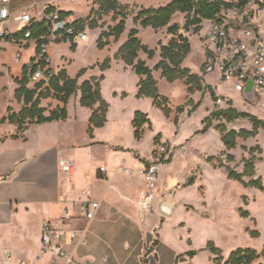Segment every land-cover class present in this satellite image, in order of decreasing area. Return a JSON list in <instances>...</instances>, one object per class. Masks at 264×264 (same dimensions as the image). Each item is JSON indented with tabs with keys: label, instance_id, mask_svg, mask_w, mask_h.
I'll use <instances>...</instances> for the list:
<instances>
[{
	"label": "crops",
	"instance_id": "obj_1",
	"mask_svg": "<svg viewBox=\"0 0 264 264\" xmlns=\"http://www.w3.org/2000/svg\"><path fill=\"white\" fill-rule=\"evenodd\" d=\"M95 1L10 0L9 6L12 14L22 11L41 14L46 5H51L56 11L69 13L64 19L74 21L88 13L89 3L96 6ZM119 1L140 7H156L161 2ZM14 25L18 28L16 31L21 30L20 23L13 22L12 27ZM5 26L6 23H0V31ZM132 27L139 29V37L145 44L142 34L157 31L134 22L129 26L127 22L120 39L114 40L119 44L118 48L128 39ZM24 41L34 42L31 39ZM23 46L19 47L14 41L0 40V47L4 48L0 52L1 77L21 76L28 65L22 60ZM19 51L20 59L16 60ZM139 57L151 66L150 61L156 55L151 59L140 51ZM122 63L124 69H132ZM51 64L56 70L60 65ZM15 65L21 68L14 73ZM61 68L67 69L66 65ZM103 81L102 95L106 99ZM137 91L138 87L132 93L136 96L135 105L130 108L123 105L130 94L126 92L124 96L125 91H115L117 97L123 98L122 105L114 107L108 102L107 121L103 126L96 127L92 134L88 132L92 109L80 104V92L75 94L78 95V104L74 109L69 107L74 95L70 98L68 117L64 120L33 123L19 130L16 124L0 119V264L34 262L41 246L42 226L47 219H62L54 241L74 258L69 264H177L190 247H177L169 241V236L206 235L188 220L191 217L203 222V216L196 215L187 205H202L208 201L206 194L204 196L199 192L200 186L196 183L203 181L202 177L209 167L201 170L204 173L193 184L186 185L187 179L191 175L195 178L197 173L195 170L199 161L193 152L195 145L185 136H179L183 125L177 131L169 122L172 112L162 117L164 112L159 108L162 114L157 113L153 99L139 98ZM145 103L148 108L141 105ZM137 110L157 115L162 125L157 126L149 116L151 123L144 125L143 136L137 139L133 125ZM157 135H160L159 143H166L171 148L186 144L188 150L167 159L161 169L153 208L144 210L140 206L144 195V178L140 170L152 161L155 146L159 144L155 142ZM195 143L201 147L205 145L202 139ZM66 156H70L75 165L71 182L59 168L60 160ZM101 167L105 171H101ZM124 167L133 172H125ZM195 191L199 194L198 200L192 198ZM87 200L100 203L92 219H88L83 210V202ZM74 229L81 232L79 243L73 242L70 237Z\"/></svg>",
	"mask_w": 264,
	"mask_h": 264
},
{
	"label": "rangeland",
	"instance_id": "obj_2",
	"mask_svg": "<svg viewBox=\"0 0 264 264\" xmlns=\"http://www.w3.org/2000/svg\"><path fill=\"white\" fill-rule=\"evenodd\" d=\"M153 0H148L152 2ZM157 1V0H155ZM161 1L157 6L168 3L170 0ZM239 1V0H227ZM68 6L72 4L66 3ZM88 13L80 17L87 29L88 39L79 44L70 45L65 42L52 43L49 54L52 57L53 65L60 70L62 66L67 67L72 76H76L81 68H86V72L79 78L80 82L88 77H99L103 72L101 64L107 57H112L110 68L104 71L106 78L103 81V93L108 102L114 107L121 104L123 98L115 95V91L122 90L130 94L127 100L123 102L125 107H132L135 97L134 90L138 87V74L132 69H124L121 60L115 59L114 54L118 50V45L114 38H103L102 45L98 46V37L102 31L108 30L110 26L120 21L122 16L116 20L113 13L104 14L97 10L98 6L89 3ZM130 15L127 17L128 25H132L133 16L140 9V6L130 5ZM84 11L80 9V11ZM81 11V12H82ZM33 15H37L32 11ZM186 14H177L172 20L180 27V32L189 38L191 51L183 62V66L189 67L192 73L200 76V81H194L188 84L186 79H178L173 82L168 81L162 76L161 70H155V76L159 86L160 93L170 99L172 107V123L179 129L183 125V131L179 134L195 145L193 149L196 154L195 159L199 161L195 172V180L200 178L206 166L203 181H197L199 192L207 196L208 201L202 205H187V208L193 210L196 215L203 216V222L196 218L189 217L188 220L206 235H170L169 241L176 244L179 248L190 247L195 254L185 252L177 264H226L232 251L239 247H251L258 251L259 257L251 264H264V189L245 184L238 178L228 176V166L238 172H244L246 165L253 164L254 175L244 176L246 181L252 178H260L264 186V130L260 128L255 135L249 137H238L236 146L228 149L222 141V129L230 130H253V124L250 118H237L227 120L222 116H217L215 112V101L218 96H225L231 100L233 105L239 111H245V99L242 93L236 91L231 83L223 81L216 73L207 74L204 71V49L203 33L201 30L195 31L192 27L189 31L184 28ZM207 21H203L202 29L207 26ZM93 26H96L93 29ZM20 27V26H19ZM204 28V29H205ZM16 31L15 25L12 27ZM168 32V27L161 28L154 32H144L142 34L145 42L156 50L155 59L150 61L152 67L160 60V47L167 44L172 38ZM38 44L36 42H25L21 49L22 60L27 64L31 63L32 58L37 54ZM4 48L0 47V52ZM121 61V62H120ZM20 66L15 65L14 73ZM21 68V67H20ZM0 75V119L5 120L11 111H19L23 105V100L19 101L15 97V90L18 87L16 78L9 79ZM23 77V73L19 78ZM201 85V89L197 85ZM33 87V84L29 85ZM192 89L189 90V87ZM137 94V93H136ZM78 104V95H74L69 103V107L74 109ZM58 100L54 97L43 99L41 106L48 110L54 108ZM143 108H148L147 103L141 104ZM178 107H182L179 110ZM157 113L162 111L155 106ZM214 110V112H213ZM255 111V109L250 108ZM254 115L252 112H249ZM159 115V114H158ZM157 126L162 125L157 115H149ZM166 117L162 114V117ZM264 120V113L259 115ZM165 119V118H162ZM163 124H166L165 122ZM197 126V128H196ZM173 128V127H172ZM196 128V129H194ZM206 128V131L203 129ZM175 131L173 132V135ZM204 142V147L195 143ZM231 156V157H230ZM199 157V158H198ZM192 198L198 200L197 191L192 193ZM247 212V213H246ZM257 233V235L255 234ZM181 240H180V239ZM205 244V245H203ZM198 248V249H196ZM189 250V251H190Z\"/></svg>",
	"mask_w": 264,
	"mask_h": 264
},
{
	"label": "trees",
	"instance_id": "obj_3",
	"mask_svg": "<svg viewBox=\"0 0 264 264\" xmlns=\"http://www.w3.org/2000/svg\"><path fill=\"white\" fill-rule=\"evenodd\" d=\"M249 0L239 1H227V0H170L168 3L160 6L140 7L139 11L134 14L133 22L135 25L142 27H152L159 30L164 27H168V32L172 34V38L167 44H162L160 47V60L151 67L145 60L139 57V52H145L149 58H154L156 50L150 48L147 44L143 43L139 37V29L132 27L129 31L128 39L122 43L118 50L115 52V59L122 60L127 66L140 76L138 81L137 97H151L156 107L160 108L165 115L169 116L172 107L170 106V99L166 95H162L159 90L157 79L154 75V70H161V74L168 81L173 82L178 79H186L188 84L194 83V81H200V76L192 73L189 67L183 66V62L187 55L191 51V44L189 38L180 32V27L177 23H171L174 16L177 14H186V22L184 28L189 31L192 27L195 31L202 29L203 21L215 20L218 18L224 7H229L235 4H245ZM261 2V0H256ZM97 10L101 13L108 14L113 13V18L116 20L119 16H122L120 21L113 26H110L108 30L102 31L98 37V46L103 47L102 39L113 37L118 41L121 35L125 32L127 17L130 15L129 4H123L119 0H96ZM56 11V9L48 5L45 12L49 13ZM62 19L66 14L63 11H57ZM76 26L84 29L85 26L82 20L79 18L72 21ZM96 26H93V29ZM30 31L31 36L26 37L25 34ZM47 33L46 19L41 21L32 22L29 26L23 27L21 30L9 36L12 41H20L31 39L38 44L37 53L39 51L40 44L44 41L43 36ZM74 45V44H71ZM112 57H107L101 64L102 74L92 76L88 79H84L80 82L79 78L86 72V68H81L75 77L71 76L66 68L57 70V73L51 79L49 83L45 82H30L27 77V66L23 69V77L16 78L18 87L15 90V97L21 101L24 105L19 111H11L4 119L10 123H14L18 126L19 130L24 129L29 124L44 123L54 120H64L68 117L67 105L70 98L80 92V104L92 109L91 116L89 118L88 132L93 133L96 127L103 126L107 121V113L109 110V103L102 95L101 83L105 79L104 71L111 67ZM204 67V66H203ZM33 84V87L29 85ZM197 88L201 89V85L198 84ZM192 86L189 87V90ZM54 97L58 100V104L52 108L47 109L45 106H41V101ZM182 110V107H178ZM217 116L227 118V120H234L240 117L250 118L253 124V130H230L222 129V141L228 149L236 146V140L238 137H249L256 134V132L262 128L264 130V120L260 119L256 115H252L246 111H239L235 107H228L215 112ZM151 123L148 113L137 110L133 119V125L135 128V137L137 139L142 138L144 133V125ZM206 131V128L203 129ZM160 135L155 137V142L159 143ZM231 157V156H230ZM228 176L230 178H238L245 184L254 185L264 189L262 180L260 178H252L249 181L244 179V176L252 177L254 175L253 164L248 163L244 172H238L232 167L228 166ZM195 178L191 175L186 182V185L193 184ZM247 213V212H246ZM257 235V233H255ZM190 254H195V251H189ZM259 257V253L256 249L251 247H239L232 251L226 264H251L255 259Z\"/></svg>",
	"mask_w": 264,
	"mask_h": 264
},
{
	"label": "built area",
	"instance_id": "obj_4",
	"mask_svg": "<svg viewBox=\"0 0 264 264\" xmlns=\"http://www.w3.org/2000/svg\"><path fill=\"white\" fill-rule=\"evenodd\" d=\"M9 3L10 0H0V23H6L5 28L0 31V40L13 42L9 39V36L16 32L12 29L13 22L20 23L23 28L32 22L46 19L47 33L43 36L44 41L40 44L38 53L27 65V77L33 83H49L57 73L51 64L50 45L61 42L71 45L86 41L88 39L87 29H81L72 21L62 19L57 11L46 13L48 5L41 14L33 15L30 11L12 14ZM25 36L30 37L31 32L28 31ZM202 40L204 71L207 74L216 73L221 80L231 83V86L244 96L246 104L244 110L260 117L259 115L264 113V0L261 2L249 0L245 4L224 7L217 19L208 21ZM16 43L22 47L24 40ZM15 59H20V51ZM251 81L254 82L253 100H249L246 95V89ZM230 106L235 107L231 100L221 95L215 101L214 110L218 111ZM187 150L186 144L175 148H171L166 143H159L155 146L152 161L140 170L144 178V195L140 201L142 209L151 210L153 208L161 169L167 159ZM59 168L66 173L70 182L73 181L75 165L70 156L60 160ZM123 170L133 172L127 167ZM101 171H105V168L101 167ZM82 206L86 217L92 219L100 203L87 200ZM61 220H45L42 226L41 246L35 261H19L17 264H44L45 262L69 264L73 262L74 258L67 250L54 241L58 233V223ZM80 236V230L74 229L70 232V237L75 243L81 241ZM6 256H9V252H6Z\"/></svg>",
	"mask_w": 264,
	"mask_h": 264
},
{
	"label": "water",
	"instance_id": "obj_5",
	"mask_svg": "<svg viewBox=\"0 0 264 264\" xmlns=\"http://www.w3.org/2000/svg\"><path fill=\"white\" fill-rule=\"evenodd\" d=\"M253 90H254V82L251 81L249 83L247 89H246V95H247L249 100H253V96H254ZM165 207H166V205H165ZM167 211H168V209H167Z\"/></svg>",
	"mask_w": 264,
	"mask_h": 264
}]
</instances>
